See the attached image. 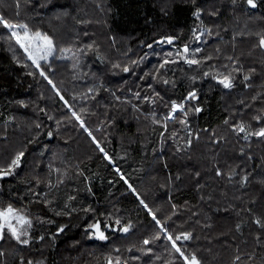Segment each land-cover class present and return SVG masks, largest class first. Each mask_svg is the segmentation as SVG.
I'll list each match as a JSON object with an SVG mask.
<instances>
[{
  "label": "trees",
  "instance_id": "trees-1",
  "mask_svg": "<svg viewBox=\"0 0 264 264\" xmlns=\"http://www.w3.org/2000/svg\"><path fill=\"white\" fill-rule=\"evenodd\" d=\"M256 3L251 8L246 0H0L5 19L41 26L29 28L53 36L54 44L85 60V67L81 60L55 56L41 64L60 88L47 104L48 80L11 51L0 25V168L24 152L20 167L0 180V207L10 203L33 221L26 246L5 231L0 264H184L163 241L165 236L154 233L158 226L150 208L157 209L154 214L162 223L169 222L173 237L191 233L177 243L200 264H264V137L245 139L233 130L241 122L249 131L264 127V0ZM57 11L75 20L54 29L58 23L48 18ZM201 32L197 41L193 33ZM169 36L175 38L171 44L160 43ZM118 40L123 44L117 45ZM185 44L189 58L196 48L203 49L195 52L199 65L190 66L177 55ZM165 59L178 62L161 68ZM219 74H230L234 86L224 88L213 78ZM245 75L250 79L245 81ZM84 80L99 89L91 112L97 103L101 118L91 122L93 132L101 129L93 142L74 125L76 133L71 134L57 124L58 114L74 102L63 91L66 83L75 90ZM193 90L199 99L187 101L188 114L164 128L171 101L182 103ZM229 100L233 114L227 109ZM196 106L202 111L194 112ZM213 132L219 136L217 150H235L222 151V156L231 164L227 186L239 182L244 193L250 191L242 201L212 188L224 185L216 169L207 173L208 191L198 192L202 188L191 185L193 175L177 163L176 157L189 160L195 135ZM202 154L194 155V164ZM242 159L250 169L235 177ZM170 183L172 191L167 189ZM154 197L163 202L162 208L153 205H160ZM97 222L107 240L92 235L90 226ZM127 225L131 227L125 233ZM145 239L150 241L147 256H140Z\"/></svg>",
  "mask_w": 264,
  "mask_h": 264
},
{
  "label": "snow or ice",
  "instance_id": "snow-or-ice-1",
  "mask_svg": "<svg viewBox=\"0 0 264 264\" xmlns=\"http://www.w3.org/2000/svg\"><path fill=\"white\" fill-rule=\"evenodd\" d=\"M246 2L248 4V6L251 8L257 7L256 0H246ZM17 6H19V5H17ZM200 15H201V12L199 10H197L195 13L196 18L199 19ZM0 24H2L3 27L5 29H7L8 32L10 33L8 38L10 40L15 41V43L19 46V48L23 50L24 54H26L27 58L29 60H31L32 64L35 65V67L40 70V75L44 76V78L46 80H48V83L50 85H52L53 89H56V85L53 83V81L51 79L48 78V76L45 74L44 70L41 68V61H48L49 57H51L55 51V45H54L53 39L51 37H49L48 35L40 32V31H35V32L30 31L27 24L10 23L7 19L4 18L3 15H0ZM206 31H208L209 35L211 34L210 29H208ZM203 34H204L203 32H201L200 35H196L195 33H193V35L195 36V39L197 41L200 40V36ZM174 39L175 38L171 37V36L165 37L164 39H162L160 41V43H163L166 40L167 43L171 44ZM260 45L264 46V38H261ZM86 47L91 48L92 45H86ZM149 47H151V45H149ZM64 51H70V50L65 49ZM81 51H83V49H81ZM189 51H190V49H189L188 45L185 44L182 48V53L178 52L177 55L178 56L182 55L184 61L190 66L191 65H199L201 63V61L199 59L194 58V56H195V52L203 51V49L196 48L195 52L193 53V58H189V56H188ZM168 55L171 56L172 53H168ZM207 59H211V57H207ZM177 62L178 61L175 59H173V60L165 59L163 61V63L160 65V67L163 68L165 64L177 63ZM124 71L127 72L128 68H125ZM29 75H31V73H29ZM207 75H209V73L205 72L204 76H207ZM213 78L217 79L218 82L220 84H222L223 87L226 89H230L234 86L230 74L229 75L219 74L217 76H214ZM192 79L195 80L196 78L192 77ZM243 79L245 81H247L250 79V77L245 75ZM164 83L167 84V83H169V81L164 80ZM56 91H57V95H59V90L56 89ZM89 91H92V90L89 89ZM157 95H159V93H157ZM134 96L136 99H141L139 92L134 93ZM60 98L62 100L64 99L63 96H61ZM116 99L119 100L120 97H116ZM144 99L148 100L149 98L145 97ZM197 99H199V97L197 96L196 91L193 90V91H190L188 93L184 102L177 103L175 100L171 101V110L168 114L165 115L164 119L165 120L172 119L174 117V114L177 111L184 112V114L187 115V112L184 111L185 110V103L188 100H197ZM65 103L67 104V101H65ZM133 107L135 108L136 106L133 105ZM193 111L196 113H199L202 111V109L200 107L196 106L193 108ZM72 115L80 122L81 127H84V123L80 119V116L77 115V113H75V112H72ZM254 119L259 121L260 117L257 116V117H254ZM153 122H158L155 119V115H153ZM181 122L184 124H187V121H181ZM225 123H227V121H225ZM37 127H39V125H37ZM163 127L166 128L167 125L164 124ZM233 130L238 132V133H244L245 139H247L248 136L264 137V127L259 128L258 131H249L246 129L245 124L243 122H241ZM85 131H88V129L85 128ZM88 134L90 136L92 135L91 132H89ZM49 135H51V133H49ZM188 135L189 136L192 135L191 131L188 132ZM198 138L199 137L197 136V139ZM93 140H95V137H93ZM187 144L189 146L191 145V139H189L187 141ZM97 146L99 147V144H97ZM100 150L102 152L104 151L102 148ZM104 155L106 158L110 159V157H108V154L106 152L104 153ZM23 156H24L23 151L18 152L16 154L15 158L7 166V168H0V180L4 179L7 176H11L14 173L15 169L20 167V163H21ZM116 171L118 173L120 172V170L118 168L116 169ZM220 174L221 173L218 171L217 175H220ZM120 175H121V179H124L123 174L121 173ZM244 181L245 182L247 181V176L244 177ZM125 183H127L126 180H125ZM128 186H129V188L132 189L133 192L136 191L134 188H132V186L130 184ZM36 195L39 196L40 193H36ZM45 195H47V194H45ZM69 199L72 200V199H75V197H69ZM46 203L50 204L51 201H46ZM140 203L143 204L145 208L148 207L147 204H145L143 200H141ZM67 206L68 205H65V207H67ZM149 212L151 213V209H149ZM60 214H61L60 212H57V215H60ZM37 219H39V217ZM152 219L156 222L157 225H160L162 230H164L166 232V230L163 229V225L161 224V221L156 218L154 213H152ZM115 223L117 225H119L120 221L116 220ZM256 223L259 224L260 221L257 220ZM32 227H33L32 218L27 214L26 211H22L18 208H14L12 206V204H10V203L6 207H0V240L4 239L5 230H7V232L10 234L11 238L15 239V241L17 243L26 246V245L30 244V242H31V231L30 230L32 229ZM90 227L94 230L92 235L96 239L102 240V241L108 239V237L105 235V232L101 230L99 222L91 225ZM109 227H110V225H109ZM130 227H131V225H127L122 230L126 233L129 231ZM63 230L64 229L62 227L59 229V231H61V232ZM190 238H191V233H189V232L180 233L179 235H177L175 237H173V235H171V234L166 235V239L171 242V247L175 250L176 253H179V255L181 257H183L184 264H200V261L197 259V257L195 255H192L191 257H189L188 255H185V252L182 251V248L180 246H178V243H177L178 241H180L181 239L188 240ZM40 239L43 240L44 237L40 236ZM143 243L145 245H147L150 243V241L148 239H145L143 241ZM0 254H2V253H0ZM21 264H24L23 260H21ZM28 264H32V262L29 261ZM109 264H112L111 260L109 261ZM117 264H118V262H117Z\"/></svg>",
  "mask_w": 264,
  "mask_h": 264
},
{
  "label": "rangeland",
  "instance_id": "rangeland-1",
  "mask_svg": "<svg viewBox=\"0 0 264 264\" xmlns=\"http://www.w3.org/2000/svg\"><path fill=\"white\" fill-rule=\"evenodd\" d=\"M1 6V4H0ZM1 15V12H0ZM60 16H62V18L64 19L62 21V19L60 18ZM69 14L68 13H60L59 11L55 12L54 14L52 13L49 19H52L53 21H56L58 24L54 27V29H56L59 25V23H72L71 21L75 20V19H70L69 20ZM10 23H16L18 24V22L16 21H9ZM77 22H79V19H77ZM34 23V22H33ZM1 27H3L2 24H0ZM29 27H36V28H41V26L36 25L35 23L32 24L31 26L29 25ZM3 29L7 32V33H3V37L6 36L8 34V36L10 35V33L8 32L7 29H5L3 27ZM30 31H33L32 29L29 28ZM35 32V31H33ZM52 39H54L53 36H50ZM6 43L9 45V47L11 48V51L15 54V55H20V57L22 59H25L31 66L33 65L31 60H29L26 56V54H24L23 50L19 48V46L15 43L14 40H10L9 38H6ZM120 44L122 45L123 42L122 40H118L117 41V45ZM55 45V51L53 53V55L51 57H49V59H51L53 56H55V58L59 59V58H69L71 60H78V61H82L80 62L79 65H83L85 67L84 64V59L79 58V56L72 50L70 51H64V49L60 48V46H58L56 43ZM48 59V60H49ZM47 61H41L42 63H45ZM35 67V65H33ZM71 75V74H70ZM44 77V76H43ZM72 78V82H73ZM77 82V79L74 80V83ZM56 85V89L59 90V94H60V88L57 86V84L55 82H53ZM81 81L78 82V84H80ZM77 84V86L75 87V90H73V86L69 83V81L66 83V88L67 90H63L65 91L71 98V100L73 99L74 102H72L71 106H67L64 107L61 114H58L57 118H58V126H63L65 129H67V131H69L71 134L76 133L75 132V128L73 127V125L78 129V131L82 132L83 134H85L88 139H90L93 142V137H95L96 139V133H98L100 131L101 128H99V130H94L95 132H93V123L91 122V118L93 119V122L96 123L100 118L101 115L98 113V108H97V103L95 104V106L92 108V112H91V107L92 104L96 101V95L99 91L98 87L96 84H91L89 81H83V84L81 87L77 88L79 85ZM100 85H104V84H100ZM50 89L49 90V99H45L44 101L47 102V104H49L52 100L51 98L53 96L57 95V91L56 89H53L52 85H49ZM89 89H91L92 91H89ZM50 91L52 92V94L50 93ZM45 102V103H46ZM92 102L89 104V108H87L86 104ZM227 104V109L229 110L230 114H233V107H234V103L232 100H229V102L226 101ZM171 110V109H170ZM170 110L166 113L168 114L170 112ZM185 112H187L188 114V109H187V102L185 103ZM65 112H67L68 114V118L66 119V114ZM72 112L77 113V115L80 116V119L83 121L84 123V127H81L80 122L72 115ZM164 114V117L165 115ZM181 116H185L184 112L181 111H177L174 114V117L170 120H165L163 117L162 122L166 125H168L169 123H173L175 122L177 119L180 118ZM151 116V115H149ZM150 118H153V116H151ZM71 122L72 125L69 123ZM147 122V121H145ZM85 128L88 129V131H85ZM77 131V130H76ZM89 132H91V136L88 134ZM1 133V131H0ZM3 133H1L2 135ZM197 136L199 137L197 139ZM195 141L196 146H195V150L193 151V153L191 152L190 157L188 158L189 160L186 162V158H177V163L183 168H187V171L189 170V173H191V175H193V182L191 183L192 186L198 187V188H202V189H197L198 192H203L208 191L207 189V185H211L209 183H207L206 181V177H207V173H211V170H217V172L219 171L221 174L217 175L219 178H221L223 180L224 185H221L220 187L216 188V187H212L215 188L217 190H220L222 192H227L228 194H231L233 196H235V198L237 199V197L239 198V201H242L244 199V196H248L250 194V191H247L246 188V192H243V184H240L239 182L236 184L235 182L232 183L231 185H228V176L231 174V169H230V165L228 164V162L224 161V156H222V151L223 153H226V151L230 150L233 151L235 153V150L232 147H228L226 150H217L216 147L219 144L218 143V134L214 133L211 134L210 136L206 137V135H195ZM77 139V137H76ZM1 152V150H0ZM201 156L198 157V164H194L193 160H194V155L197 156L200 153H203ZM55 155H58V153L55 151L54 153ZM222 160V161H221ZM244 160L242 159L240 162H238L235 166V170L233 172L235 177L240 176L241 174L245 175L248 168L250 169V164L247 162H243ZM193 167V168H192ZM196 173V176H195ZM217 174V173H216ZM197 179V181L194 180ZM234 178V177H230ZM175 188L173 183H170L169 188H167L169 191H172ZM155 198V197H154ZM152 200L160 205L157 204H153L158 208H162L164 206L163 202L157 198ZM252 205L254 206V201H252ZM255 206H257V203H255ZM152 210V212L154 213L157 209L155 208H150ZM177 209L174 208V212H176ZM165 221V220H164ZM161 224L163 225V229L166 230V232L164 230L161 229L160 225H157L158 227H156V231L154 233L159 232V235L165 236V239L163 238V241H166L169 245L171 244L170 241H168L166 239V235L167 234H171L169 227L167 226L169 224L168 221L166 222H161ZM7 231V230H5ZM94 231V230H93ZM152 235V234H150ZM149 235V236H150ZM148 236V237H149ZM155 236L152 235L151 238H153ZM147 246L143 243V248L141 249V251H139V255L140 256H147ZM139 256V257H140ZM183 258V257H182ZM136 263H142L140 260H138V258H136Z\"/></svg>",
  "mask_w": 264,
  "mask_h": 264
}]
</instances>
